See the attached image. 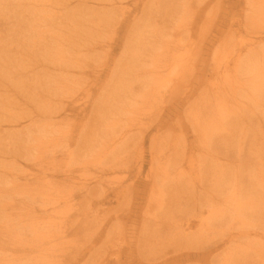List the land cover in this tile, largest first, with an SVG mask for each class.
<instances>
[{"label": "bare ground", "instance_id": "bare-ground-1", "mask_svg": "<svg viewBox=\"0 0 264 264\" xmlns=\"http://www.w3.org/2000/svg\"><path fill=\"white\" fill-rule=\"evenodd\" d=\"M172 1L153 16L146 1L133 0L139 16L133 19L131 32H135L141 52L133 54L131 44H126L125 55L100 84L107 59L118 45L111 39L105 46L107 57L101 68L86 61L70 63L57 43L61 39L58 27L54 25L53 33L49 23V47L35 66L47 68V74L54 77L33 93L36 102L22 117L30 123L22 127L27 129L26 135H22L19 149L8 153L27 164V169L12 178L24 195L18 202L0 203L1 215L11 218L9 223L0 222V242L11 236L17 242L9 250L0 244L4 257L24 258V264H124L122 256L128 249L120 252L113 247L119 243L127 247L126 225L136 218L144 232L134 244L137 264L190 260L192 264H251L244 241L250 236L257 243L255 252H261L264 31L255 26L261 18L257 13L262 14L264 23V0H241L246 6L242 21L232 19L224 29L223 22L214 19L210 27L202 24L200 31L192 29L198 27L202 16H213V6H223V0H185L179 7L171 5ZM178 8L184 19L189 17L192 22L160 35L166 27L163 22L167 21L168 27L174 21L180 23L175 17ZM117 31L118 27L114 33ZM195 32L199 35L196 42L184 44L183 37ZM212 32L216 33L215 46L208 38ZM33 42L28 40L27 49ZM95 48L101 49L99 45L89 47L91 52ZM204 48L209 56L204 84L191 99L190 83L198 70L197 62L194 67L193 63ZM181 69L192 72L184 90L178 89L185 80L177 76ZM164 70L168 71L166 77ZM118 75L130 83L145 78L133 104L119 105L132 91L128 86L113 92L111 82ZM81 80L83 87L71 88ZM164 99L168 104L179 101L186 106L185 113L162 123L163 115L153 116L150 109ZM111 115L118 117L110 119ZM120 115H125L126 121L117 130ZM97 117L102 119L99 126L94 121ZM15 119L13 116L11 123ZM69 120L77 123L78 133L54 136L57 126ZM47 141L55 148L46 151ZM145 152L148 168L139 182ZM62 158L67 161H59ZM89 166L92 173L87 171ZM116 173H123V184L117 179L116 185L107 188L104 178ZM129 178L132 181L124 185ZM56 189L68 191L55 197ZM110 197L116 204L130 200L125 217L112 216L109 211L104 218L98 217L100 209L94 207L102 208ZM14 209L16 214L8 213ZM53 216L63 222L53 225L49 221ZM198 225L202 229L192 232Z\"/></svg>", "mask_w": 264, "mask_h": 264}, {"label": "rangeland", "instance_id": "rangeland-1", "mask_svg": "<svg viewBox=\"0 0 264 264\" xmlns=\"http://www.w3.org/2000/svg\"><path fill=\"white\" fill-rule=\"evenodd\" d=\"M144 1H146L144 2L145 6L152 10L153 16H157V14L162 13L166 6H168V0ZM184 2L185 0H173L171 5L179 7L183 6ZM222 4L223 6L217 8L215 7L220 6V4H216V6L214 5V15L202 16L201 22H198V27H194L192 31H200L199 28L201 26L202 28L204 26L210 27L214 19L217 20H215L216 22H223L224 29H226L232 19L236 22L244 19L243 15L245 12L243 9L246 6L241 0H223ZM156 6L159 8L158 10ZM140 7L141 4H139L138 9ZM136 13L137 10L135 9L133 0H0V203L9 204L11 200L18 202L20 197L25 193L16 187V183L12 178H14L18 173H22L21 171L26 170L27 164L22 163V161L18 158L14 159L8 153L9 150L19 149L18 147L21 145L22 135H26L25 131L27 129H23L22 127H26L30 123H28L29 120L27 118L22 117L28 115L27 110H30L34 102H36V100L32 99V96L34 95L33 93L38 92L43 89L44 86L51 83V80L54 77L47 74V68L40 69L35 66V61H39L44 50L49 47L48 40L46 39L47 36L50 35L49 23L51 22L53 24V33L54 25L58 27L59 31L57 32V35L61 37V39H59L57 43L61 45L63 54L66 55V60L70 63L74 61H86L98 68H101L103 64H105L107 57V48L105 46L111 43V39L114 41V44L118 45L113 49L109 59H107L108 67L103 71L99 82L100 84L101 81L105 80L109 76L110 71L112 70V65L119 61V57H121V55H125L123 49L126 44H131L130 47L132 49L131 51H134L133 54L141 52V50L138 49L139 46L137 44L139 43L134 30V34L131 32L133 19L139 16ZM257 14H259L261 18L255 28H261V30L264 31L262 14ZM175 17L178 18L180 23L178 21H174V23L170 24L168 27L167 21L163 22L162 24L166 27L160 35H167L171 33V30L176 28L179 24L180 28H183L185 25L192 22L189 17L184 19L182 10L179 8ZM163 20H166V17H164ZM183 20L184 22H182ZM202 24H204V26ZM117 27L118 31L117 34H115L114 30H116ZM202 28L201 30H204ZM234 28H236V26H234ZM139 29L138 31H140ZM184 35L185 33L182 34V36ZM198 36L199 35H196V32L191 34L189 37L184 36L183 38L185 41H183V43L185 44L188 41L195 43L199 38ZM43 38L45 39L43 40ZM208 38L209 42L213 44L212 40L216 38V33L212 32ZM28 40L34 42L31 44L32 47L27 49ZM92 45H99L101 49L95 48V51L91 52L89 47ZM150 45L153 46L154 43H151ZM213 45L215 46V43ZM204 47L210 46L205 45ZM209 49L211 51L213 47H210ZM153 52L156 51L153 50ZM196 56L197 59L195 58L193 67L195 62H197L198 70L192 75V79L190 77L191 90L189 96L191 99L200 86L204 84L203 82L205 77L203 72L207 64L206 60L209 59L208 49L204 48L202 55L198 57L197 54ZM167 73L168 71L164 70L163 77H166ZM190 73L192 72L188 69H181L179 73H177L178 77H185V80L180 83V87L178 88L179 90L185 89L183 84L187 81ZM34 74L37 76L33 77ZM56 74L57 72H55L54 75ZM25 76H27L28 79L24 78ZM74 77H76V75H74ZM144 80L145 78H143L140 83L139 81H137V83H130L127 80L121 81L120 75L116 76L115 81L111 82L113 92L118 93L117 91H122V87L129 89L128 86L131 87L132 91L129 93V98H127L124 103L121 102L119 104L120 106L129 104V102L133 104L134 98L138 100L137 96L142 90L143 85L141 83ZM76 82H78V84H72V89L74 87L77 89L78 85L82 87L84 86L82 80ZM262 82H264V79ZM139 85H141V87H138ZM262 88L264 90V85H262ZM27 91H30L31 94H27ZM80 99L84 101L82 95ZM82 101L80 102L82 103ZM185 108L186 106H182L179 101L175 104H168L166 99H164L161 100V102L159 100L151 105L150 114L154 116L156 113H161V116L163 115L162 123H170L173 121L176 114L182 116L185 113ZM263 110L264 100L262 99V111ZM13 116L16 117L17 121L11 123L13 121ZM117 117V115L109 116L110 119H116ZM119 118L121 122L119 121V124H117V130L123 128L126 121L125 115H120ZM101 120L102 119L100 117H97L94 121L99 126ZM84 121H87V119L81 120V123ZM76 124L77 123L75 121L72 122L69 120L61 125H58V132L54 136L61 133L62 135H65L68 134V132H73L74 134L78 133V127L75 126ZM29 128L33 129V126ZM154 132L155 129L151 131V133ZM146 147L147 142L144 145V149H146ZM54 148L55 145L47 141L45 150L50 151ZM198 155L200 154H196V156ZM59 161L65 162L67 160L62 158ZM222 163H225V160H223ZM147 168L148 154L145 152V162L140 173L139 182L143 180ZM87 171L92 173L93 167L89 166ZM11 172L13 173V177L9 174ZM122 174L123 173L106 175L104 178L106 183L105 186L110 188L116 185L115 182L117 179H120L121 181ZM131 181L132 179L129 178L125 181L124 185L129 184ZM262 183H264V167H262ZM121 184H123V181H121ZM56 190L58 193L54 195L55 197L62 196L68 191V189ZM129 201L130 200L124 201L122 199L119 204H116L110 197L109 201H104V206H102V208H94L100 209L101 213H99V218H104L106 211H109V214L112 216L125 217L128 213L127 203ZM125 202L127 205H125ZM262 202V214H264V185L262 186ZM10 212L16 214L17 210L14 209V211H8V213ZM10 221L11 218H5V216L0 213V222L9 223ZM49 221L53 225H58L63 222V219L53 216L49 219ZM139 227L137 218L134 223L127 224V247L123 246L122 243H119L118 247H113L114 251L120 252H123L126 248L128 249V252L122 256V261H125L124 264H127L128 261H130V263L137 264L139 255L135 250L134 244L141 235H144V232H142ZM201 229L202 226L198 225L191 231H200ZM186 232L187 231L185 230L184 234ZM262 233H264V231H262ZM180 235L182 236L183 233L180 232ZM263 237L264 236H262V238ZM250 240H252L251 236L244 241L248 244L247 253L253 262L251 264H264L263 242L262 247H260L261 252L257 254L255 252L258 248L256 240H252L251 242ZM262 240L264 241V239ZM0 244L6 247V250H9L13 245H16L17 242L14 237L11 236L10 239L3 240ZM117 248L119 249L117 250ZM47 260L48 259H45L44 261L42 260V262L44 263ZM191 262L193 261L190 260L188 262H183L182 264H192ZM0 264H24V258H6L0 252Z\"/></svg>", "mask_w": 264, "mask_h": 264}]
</instances>
